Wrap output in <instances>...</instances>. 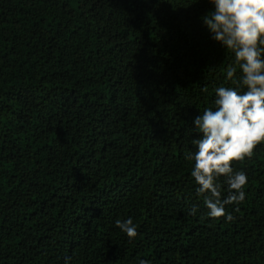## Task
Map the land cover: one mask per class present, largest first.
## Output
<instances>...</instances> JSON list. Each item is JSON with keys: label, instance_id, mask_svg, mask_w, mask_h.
Listing matches in <instances>:
<instances>
[{"label": "trees", "instance_id": "trees-1", "mask_svg": "<svg viewBox=\"0 0 264 264\" xmlns=\"http://www.w3.org/2000/svg\"><path fill=\"white\" fill-rule=\"evenodd\" d=\"M212 9L0 0V264H264V142L232 162L231 220L207 215L186 158L214 89L238 86Z\"/></svg>", "mask_w": 264, "mask_h": 264}, {"label": "clouds", "instance_id": "clouds-1", "mask_svg": "<svg viewBox=\"0 0 264 264\" xmlns=\"http://www.w3.org/2000/svg\"><path fill=\"white\" fill-rule=\"evenodd\" d=\"M213 9L204 15L203 25L211 39L233 53L234 64L226 69V79L236 78L237 87L214 89L212 107H206L192 124L200 133L195 151L186 158L193 161L191 177L196 191L204 198L207 215L225 217L228 205L239 206L246 199L248 177L233 168V161L251 157L264 142V0H209ZM226 186L227 195H224ZM196 208L190 210L196 215ZM131 241L137 236L133 219L116 221ZM70 257L65 264H69ZM139 264H147L143 259Z\"/></svg>", "mask_w": 264, "mask_h": 264}]
</instances>
